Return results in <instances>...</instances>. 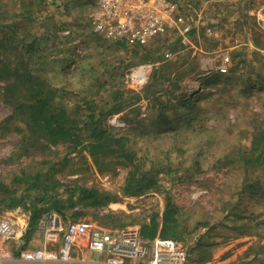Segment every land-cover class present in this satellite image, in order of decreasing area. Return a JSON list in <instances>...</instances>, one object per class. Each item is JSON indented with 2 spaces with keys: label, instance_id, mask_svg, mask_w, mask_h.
<instances>
[{
  "label": "rangeland",
  "instance_id": "374dc122",
  "mask_svg": "<svg viewBox=\"0 0 264 264\" xmlns=\"http://www.w3.org/2000/svg\"><path fill=\"white\" fill-rule=\"evenodd\" d=\"M94 1L0 0V59L23 63L57 88L55 102L72 117L94 112L97 118L100 109L114 106L99 120L114 131L139 132L134 140L145 153L143 167L161 166L156 190L120 195L112 207L87 210L78 219L120 228L130 218L94 215L161 212L168 192L179 209V237L189 249V264H264V173L230 158L264 128V0H178L192 29L187 42L167 32L126 48L92 29ZM143 65L146 80L136 84L130 74ZM4 85L0 80L1 181L10 184L24 164L46 160L43 169L52 166L64 182L121 189L123 165L98 173L85 151L68 153L65 145L42 139L21 144L23 133L15 127L25 130L24 125L3 101ZM162 115L166 122H159ZM163 128L178 133L158 138L141 133ZM255 180L257 192L251 193L246 185ZM6 210L0 205V215ZM39 242L32 233L27 245Z\"/></svg>",
  "mask_w": 264,
  "mask_h": 264
},
{
  "label": "trees",
  "instance_id": "16d2710c",
  "mask_svg": "<svg viewBox=\"0 0 264 264\" xmlns=\"http://www.w3.org/2000/svg\"><path fill=\"white\" fill-rule=\"evenodd\" d=\"M115 42L121 48L128 45L125 39H117ZM5 59L6 57L0 59V80L5 83L2 98L12 109L13 117H17L18 122L24 125L25 130L15 127L23 133L21 144L34 146L35 141L42 139L49 145H65L68 153L85 151L98 173L109 172L117 165L127 168L122 187L117 193L95 186L86 187L76 180L64 182L56 175L57 171H50L52 166L43 169L42 164L46 160L24 164L11 175L10 184L0 180V205L4 209L20 207L29 213L26 242L35 232L40 216L48 211H54L65 219L76 220L86 215L87 210L105 207L111 201L117 200L120 195L138 197L156 190L161 166L146 169L143 167L146 156L141 147H136L137 143L134 140L140 133H132L130 128L114 131L99 120V115L115 111L114 106L106 111L100 109L97 118L94 112L86 115L85 119L72 117L62 105L55 102L57 88L48 85L39 75L24 67L23 63H10ZM149 88L150 86L145 94H148ZM135 97L137 98L138 94H135ZM88 103L95 108L92 100ZM91 121L93 125L89 124ZM160 121L166 122V117L160 116ZM190 126L196 127L192 124ZM84 131L87 132L86 135ZM172 131L178 133L176 128L141 133L144 137L151 135L158 138L160 134L165 135ZM230 158L241 161L244 169L261 167L264 173V128L255 130L249 146L236 148ZM68 160L64 157V162ZM258 181L248 183L246 188L252 189L251 193L257 192L253 187ZM94 216L110 218L112 221L124 216L130 218L131 222L116 224L120 228L138 225L144 238L152 239L158 235L180 240L179 209L168 192H165V203L161 212L128 214L124 211L118 213L111 211L97 213Z\"/></svg>",
  "mask_w": 264,
  "mask_h": 264
},
{
  "label": "built area",
  "instance_id": "2783aa9c",
  "mask_svg": "<svg viewBox=\"0 0 264 264\" xmlns=\"http://www.w3.org/2000/svg\"><path fill=\"white\" fill-rule=\"evenodd\" d=\"M181 7L178 0H95L89 19L92 29L108 39L133 44L174 32L184 43L192 29ZM164 57L170 53L165 52ZM130 77L136 84L143 83L144 65L135 68ZM28 220L29 213L20 207L0 215V264H73V250L80 241L95 255L92 264H189V249L179 239L158 235L148 239L141 236L138 225L105 229L79 219L65 220L54 211L38 219L36 231L43 243L31 247L25 240Z\"/></svg>",
  "mask_w": 264,
  "mask_h": 264
},
{
  "label": "crops",
  "instance_id": "0c3cea01",
  "mask_svg": "<svg viewBox=\"0 0 264 264\" xmlns=\"http://www.w3.org/2000/svg\"><path fill=\"white\" fill-rule=\"evenodd\" d=\"M109 206L112 207V205L110 204ZM35 234H37L40 237V242L38 243L40 246L43 243L42 235L38 231L34 232V235ZM94 258L95 255L85 248V241H80L77 243V245H75V248L73 250V261H72L73 264H77L80 261H86L88 262V264H92L90 261Z\"/></svg>",
  "mask_w": 264,
  "mask_h": 264
},
{
  "label": "water",
  "instance_id": "95a60500",
  "mask_svg": "<svg viewBox=\"0 0 264 264\" xmlns=\"http://www.w3.org/2000/svg\"><path fill=\"white\" fill-rule=\"evenodd\" d=\"M264 11V10H263Z\"/></svg>",
  "mask_w": 264,
  "mask_h": 264
}]
</instances>
